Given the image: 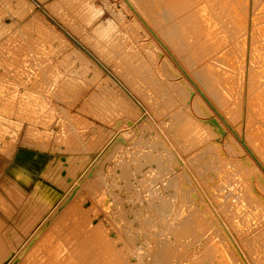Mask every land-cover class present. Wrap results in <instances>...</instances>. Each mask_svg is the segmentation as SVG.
Returning <instances> with one entry per match:
<instances>
[{
	"label": "rangeland",
	"instance_id": "374dc122",
	"mask_svg": "<svg viewBox=\"0 0 264 264\" xmlns=\"http://www.w3.org/2000/svg\"><path fill=\"white\" fill-rule=\"evenodd\" d=\"M67 1L70 0H62V2L61 0H0V84H2L0 85V264H65L66 262L61 259L71 254L70 249L77 254L75 258L70 257L67 264H88L87 261L82 263L79 261L78 255H83L80 250L82 248L67 244L69 239L65 241L66 236L75 240L82 239L65 231L69 218L63 220L65 219L63 216H66L68 209L74 207H76L74 209L76 224L81 223L78 220L82 218L87 219L88 229L95 227L101 232L106 231L110 238H114L117 248L124 244V241L129 242V245L132 244L128 259L133 263L139 260L144 261L141 264H151L153 252L165 246V256L162 260L166 264H264V199H262L264 195L262 165L264 163L261 155H256V161L226 128L221 136L202 139L192 135L194 130L190 126L186 135L179 137L182 144H177L170 139L176 148L172 149L169 144L166 145L163 138L153 129L154 123L159 119L150 107L143 90L148 86L147 81H151L153 77V82L161 80L159 71L162 73L161 65L164 57L159 56L163 52L156 38H153L152 32L147 31L144 22L141 23L142 18H138L140 16L132 12L123 0H71V4L73 2L74 5ZM243 2L246 10L249 11L246 12L247 15L254 16L256 13L264 12V0H243ZM67 6H70L71 10ZM73 8H75L74 11H72ZM81 16L85 18L82 19ZM258 18L260 21L263 19L259 15ZM28 23L32 27H29ZM127 26H129L128 29ZM29 32L30 36L27 35ZM15 35L18 36L15 37ZM102 36H108L109 42ZM114 36H118V39ZM245 37L246 33L242 34L241 38L244 42L242 41L238 58L243 63L242 67H246L241 69L244 74L242 77H245L242 79L246 84V81L249 80V83L252 81L247 74L250 66L260 70L261 67L264 68V62H261L258 56L254 57L255 59L252 57L248 43H245L247 40ZM12 39H14L13 42ZM122 40L126 41L121 44ZM8 46L9 48H6ZM108 46H113V48L110 47L113 50ZM246 47L247 50H245ZM146 48L155 49L160 58L158 57L156 65H152L153 71L149 70L147 73L153 75L150 74L144 78L146 74H139L140 65L136 62L144 60ZM114 50L118 56L115 55ZM118 52L121 53H119L120 57L124 55L123 58L120 59ZM28 55L31 57L30 61H28ZM134 56L132 68L129 64ZM37 58H40L41 62ZM23 60L25 63L22 62ZM14 65L17 66L14 68ZM10 67L12 70L15 69V74L8 69ZM121 67L124 68L123 71ZM7 69L11 72L9 73ZM262 71L258 72L256 77L257 87L263 84L260 79ZM157 73L158 76H155ZM239 73L240 71L237 70L236 75ZM141 77L147 80L146 83ZM139 78L143 82H137ZM14 79H18L19 84L14 83ZM197 94L194 91L191 93L190 105L185 100L182 103H171L165 102L160 97H157L156 101L167 117L185 112L191 114L189 116L193 121L200 123L198 121L205 119L203 115L205 113V117L210 121L209 124L213 125L211 124L214 123L212 115L208 113L211 108H208L203 98L196 100ZM61 95L63 98L60 97ZM241 96L236 99L241 102L237 101L236 108L242 105L240 109L238 108V114L237 110L227 107L231 113L224 115L229 122L236 124L237 127L242 126L244 130L246 121L242 116L247 112V104ZM93 97H101V102L97 103L98 108L89 107ZM130 98L133 106L128 100ZM107 103L113 104L112 108L114 107L117 111L109 112L107 108L100 106ZM116 105L121 109L116 108ZM212 114H214L213 111ZM239 115H241L240 118H238ZM261 117L262 115H257L254 121L255 127H263ZM127 118L130 120L127 121ZM118 121L120 123L116 125ZM67 126L70 127L69 131ZM170 127L168 124L165 129L169 130ZM70 132L73 135L69 136ZM23 136L27 137L28 141ZM262 136V133L258 135L259 138ZM65 146L69 148L64 149ZM262 149L264 151V146ZM136 151L138 155L140 154L139 156H136ZM21 152L28 154L27 160L26 157L22 161L18 159ZM137 161L140 162L138 166L135 165ZM147 161H151V166ZM141 162L143 168L136 169L142 166ZM121 163L123 167L126 165L127 169L122 167V170ZM156 165L162 168H160L161 172L157 170ZM136 170L139 173H134ZM122 172H126V175ZM125 179L132 182L127 184ZM129 187L130 190L126 189ZM61 226L64 228L61 231L63 235L57 231ZM178 226L187 227L189 232L177 236L178 231L175 229ZM76 230L82 229L77 227ZM58 247H61L62 252L60 250L55 252ZM57 253L60 254V258L54 257ZM163 261L162 263L165 264Z\"/></svg>",
	"mask_w": 264,
	"mask_h": 264
},
{
	"label": "bare ground",
	"instance_id": "6f19581e",
	"mask_svg": "<svg viewBox=\"0 0 264 264\" xmlns=\"http://www.w3.org/2000/svg\"><path fill=\"white\" fill-rule=\"evenodd\" d=\"M71 1V0H70ZM69 1V2H70ZM86 1V0H85ZM92 1V0H91ZM62 2V0H61ZM68 2V1H67ZM68 2V3H69ZM122 2V1H121ZM123 2L125 3V5L135 14L139 15L140 17L138 18H142V24L144 22V25L146 26V28L148 29L147 31H151L152 32V36L153 38H156V41L158 42L159 48L162 50L163 53H160L159 56L164 57V60L162 61V73L161 71H159L161 77L159 76V78L161 80H158V82H153L152 80L154 79V77L152 78L151 81H147L144 78H147V74L149 72V70H152V65H156V61L158 60V53L155 52V49H149L146 48V52H144V60L140 62V60L137 63H139L140 65V69L139 74L142 75L143 73H145L146 75H144V78L141 77L142 79H144V82L146 83L147 81V88L143 89L145 90V93L147 95V100L149 101V105L150 107L153 109L155 116L157 117V119H159L155 124V127L153 129H155L157 131V133L160 135V137L163 138V142L172 148L175 149L176 145L171 143L170 139H172L175 143L177 144H182L179 137H182L183 135H186L188 129L190 128V126L193 128V133L192 135H194L195 137H199L202 139H209L210 137H215V136H221V133L223 134L224 132V128H226L228 130V132H230V134H232L238 141V143L240 144L241 147H243L245 150H247L250 155L257 161L256 155H261L263 163H264V151L262 149V147L264 146V68L261 67V69L263 70H257L256 67H251L247 70V74L248 76H250V79L252 80L250 83L248 82V78H246L248 81H243L242 74L243 71H241L242 68V61L241 59H239L238 57V53H241V45L244 42L242 40V34L246 33V37L247 40H245V43H248L247 46L249 47L248 49H250V53L252 55V57L256 58L257 56L261 58V62H264V12L262 14L260 13H256L254 16H252V14L247 15L246 12L248 11V9L246 10L245 8V4L243 2V0H123ZM122 2V3H123ZM78 3V2H77ZM88 3V2H87ZM90 3V1H89ZM110 3V2H109ZM71 4V2H70ZM72 4L74 5V3L72 2ZM71 4V5H72ZM65 5V3H64ZM77 5V4H75ZM84 6V4H82ZM81 5V7H82ZM124 5V4H123ZM68 9H70V6ZM88 7V5H87ZM95 7V6H94ZM107 7V6H105ZM264 7V6H263ZM19 8V7H18ZM72 8V7H71ZM77 8V7H76ZM86 8V7H85ZM65 9V8H64ZM75 8H73L72 11H74ZM80 9V8H78ZM88 9V8H87ZM19 10V9H18ZM71 10V9H70ZM83 10V9H81ZM81 10H79L80 12H82ZM128 10V9H127ZM71 11V12H72ZM3 12V11H2ZM1 12V13H2ZM77 12V11H76ZM92 12V11H91ZM249 12V11H248ZM251 12V11H250ZM84 13V11H83ZM88 13V12H87ZM113 13V12H111ZM118 13V12H117ZM63 14V12H62ZM80 14V13H79ZM90 14V13H89ZM88 14V15H89ZM101 14V13H99ZM82 15V14H80ZM136 15V16H137ZM258 15L260 17H262L263 19L260 21L258 18ZM66 16V14H65ZM78 16L79 15H75ZM19 17V16H18ZM82 17V16H81ZM84 17V16H83ZM82 17V19H83ZM115 17V16H114ZM120 17H122L120 15ZM17 18V17H16ZM85 18V17H84ZM117 18V17H116ZM82 19L80 21H82ZM121 20V18H118ZM34 20V19H33ZM92 20V19H91ZM119 21V20H118ZM137 21V20H136ZM31 22V21H30ZM38 22V21H37ZM84 22V21H83ZM40 23V22H39ZM124 23V22H123ZM35 24V23H34ZM37 24V23H36ZM72 24V23H71ZM29 27L30 24L28 23ZM38 25V24H37ZM36 25V26H37ZM111 25V24H110ZM124 25V24H123ZM129 25V24H128ZM140 25V24H139ZM6 26V25H5ZM35 26V25H34ZM42 26V25H41ZM45 26V25H44ZM76 26V25H75ZM74 26V27H75ZM141 26V25H140ZM22 27V26H21ZM25 27V26H24ZM40 28V26H38ZM129 26H127L128 29ZM142 27V26H141ZM10 28V27H9ZM35 28V27H34ZM47 28V27H46ZM119 28V27H118ZM126 27H124L125 29ZM143 28V27H142ZM12 29V28H11ZM20 29V28H19ZM23 29V28H22ZM31 29V28H30ZM120 29V28H119ZM131 29V27L129 28ZM41 30V28H40ZM47 30V29H46ZM105 30V29H103ZM110 30V29H109ZM118 30V29H117ZM121 30V29H120ZM1 31V30H0ZM10 31V30H9ZM33 31V30H32ZM31 31V32H32ZM43 31V29H42ZM79 31V30H78ZM98 31V30H97ZM95 31V32H97ZM115 31V30H114ZM122 31V30H121ZM127 31V30H125ZM132 31V29H131ZM135 31V30H134ZM34 32V31H33ZM37 32V31H35ZM39 32V31H38ZM81 32V30H80ZM113 32V31H112ZM111 32V33H112ZM244 32V33H243ZM25 33V32H24ZM49 34V32H47ZM100 33V32H99ZM103 34V32H101ZM100 33V34H101ZM105 33V32H104ZM110 33V32H109ZM114 33V32H113ZM117 33V32H116ZM116 33L114 35H116ZM120 33V32H119ZM133 33V32H132ZM12 34V33H11ZM10 34V35H11ZM38 34V33H36ZM40 34V33H39ZM44 33H42L43 35ZM96 34V33H95ZM107 34V33H105ZM124 34V33H123ZM126 34V33H125ZM137 34V32H136ZM1 35V34H0ZM23 35V34H22ZM30 36V32L29 34H27ZM47 35V34H46ZM149 35V34H148ZM18 35H15V37ZM28 36V37H29ZM89 36V35H88ZM97 36V35H96ZM120 36V34H119ZM129 36V35H128ZM138 36V35H136ZM11 37V36H10ZM14 37V36H13ZM36 37V36H35ZM48 37V36H47ZM100 37V35L98 36ZM104 37V36H102ZM106 37V36H105ZM104 37V38H105ZM108 37V36H107ZM106 37V38H107ZM111 37H113L111 35ZM115 39H118L116 36H114ZM121 37V36H120ZM134 37V36H133ZM133 37H131L132 39H134ZM150 37V36H149ZM244 37V36H243ZM245 37V38H246ZM40 38V37H39ZM45 38V37H44ZM88 38V37H87ZM151 38V37H150ZM16 39V38H15ZM19 39V38H18ZM29 39V38H28ZM31 39V38H30ZM34 39V38H33ZM38 39V38H37ZM54 39V38H53ZM101 39V38H99ZM113 39V38H112ZM122 39H123V35H122ZM137 39V38H136ZM140 39V38H139ZM14 39H12L13 42ZM39 40V39H38ZM46 40V39H44ZM91 40V39H90ZM96 40V39H93ZM102 40V39H101ZM104 40V39H103ZM108 40V38H107ZM114 40V39H113ZM119 40H121V38H119ZM135 40V39H134ZM138 40V39H137ZM153 40V39H152ZM35 41V39H34ZM40 41V40H39ZM52 41V40H51ZM89 41V40H88ZM115 41V40H114ZM118 41V40H116ZM123 41H121V44H123ZM126 41V40H125ZM124 41V42H125ZM140 41V40H139ZM243 41V42H242ZM3 42V41H2ZM6 41H4V44L7 46V43H5ZM32 42V41H31ZM30 42V44H31ZM97 42V40H96ZM109 42V40L107 41ZM128 42V41H127ZM130 42V41H129ZM133 42V41H132ZM131 42V43H132ZM148 42V41H147ZM40 43V42H39ZM47 43H49L47 41ZM60 43V42H59ZM104 43V42H103ZM116 44V42H114ZM134 43V42H133ZM143 43V42H142ZM1 44V43H0ZM3 44V45H4ZM17 44V42H16ZM34 44V43H33ZM37 44V43H36ZM35 44V45H36ZM96 44V43H95ZM127 44V43H126ZM155 44V42L153 43ZM4 45V46H5ZM22 45V44H21ZM32 45V44H31ZM46 45V44H45ZM102 45V44H101ZM112 45V44H111ZM120 45V43H119ZM135 46V44H133ZM132 45V48H133ZM246 45V44H245ZM19 46V44L17 45ZM28 46V45H27ZM39 46V44H38ZM41 46V45H40ZM60 46V44H59ZM95 46V45H94ZM122 46V45H120ZM125 46V45H124ZM131 46V45H129ZM145 46V45H144ZM157 46V45H156ZM239 46V47H238ZM12 47V46H11ZM14 47V46H13ZM21 47V46H20ZM30 47V46H29ZM35 47V46H34ZM50 47V46H49ZM54 47V46H53ZM98 47V46H96ZM113 48V46H108V48ZM142 47V45H141ZM6 48H9L6 47ZM16 48V47H15ZM37 49H40L39 47H36ZM48 48V47H47ZM105 48V47H103ZM110 48V49H111ZM116 48V47H115ZM126 48V47H125ZM11 49V48H10ZM9 49V50H10ZM26 48H24L25 50ZM30 49V48H29ZM33 49V48H32ZM35 49V48H34ZM33 49V50H34ZM42 49V48H41ZM107 49V48H106ZM119 49V46H118ZM127 49V48H126ZM129 49V48H128ZM136 49V48H134ZM144 49V47H143ZM159 49V51H160ZM2 50V49H1ZM8 50V49H5ZM3 50V51H5ZM19 50V49H18ZM23 50V49H20ZM100 50V49H98ZM97 50V51H98ZM113 50V49H111ZM117 50V49H116ZM115 51V55H117V52ZM122 50L125 51V49L122 48ZM122 50H120L122 52ZM137 50V49H136ZM142 50V49H141ZM245 50H247V47L245 48ZM27 51H31V50H27ZM26 51V53H27ZM36 51V49H35ZM42 51V50H41ZM102 51V50H101ZM109 51V50H108ZM113 51V52H114ZM118 51V50H117ZM130 51V49L128 50ZM139 51V50H137ZM243 51V50H242ZM19 52V51H18ZM22 52V51H21ZM104 52V51H103ZM4 53V52H3ZM2 53V54H3ZM6 53V51H5ZM38 53V52H36ZM41 53V52H39ZM44 53V52H42ZM106 53V52H105ZM120 52H118L119 54ZM131 52H129L130 54ZM249 53V50H248ZM1 54V52H0ZM17 54V53H16ZM28 54V53H27ZM26 54V55H27ZM103 54V53H102ZM111 54V53H110ZM121 54V53H120ZM119 54V57H120ZM128 54V53H127ZM20 55V54H19ZM18 55V56H19ZM36 56V54H34ZM39 55V54H38ZM104 55V54H103ZM133 55V54H132ZM138 55V54H136ZM2 56V55H1ZM11 56H13L11 54ZM33 56V55H32ZM41 56H43L41 54ZM118 56V55H117ZM123 54L122 57L123 58ZM127 56V55H126ZM125 56V58H126ZM14 57V56H13ZM25 57V56H24ZM29 59L28 61H30V56L28 55ZM34 57V56H33ZM39 57V56H37ZM83 57V56H82ZM138 57V56H137ZM142 57V56H140ZM245 57V56H244ZM251 57V56H250ZM10 58V57H9ZM19 58V57H18ZM63 58V57H62ZM107 58H111V57H107ZM160 58V57H159ZM241 58V56H240ZM254 58V59H255ZM1 59V58H0ZM8 59V57H7ZM21 59V58H20ZM25 59V58H24ZM39 61L41 62L40 58ZM44 60V58H42ZM105 59V58H104ZM112 59V58H111ZM134 58L130 59V64L129 67L131 66V64L133 63ZM139 59V58H138ZM162 59V58H161ZM4 60V58H3ZM15 60V58H14ZM26 60V59H25ZM42 60V61H43ZM68 60V58H67ZM66 60V62H67ZM76 60V59H75ZM109 60V59H108ZM116 60V59H115ZM123 60V59H122ZM121 60V61H122ZM128 60V59H127ZM245 60V59H244ZM243 60V61H244ZM259 60V59H258ZM17 61V60H16ZM15 61V62H16ZM21 61V60H20ZM19 61V62H20ZM7 62V61H6ZM14 62V63H15ZM17 62V63H19ZM22 62L25 63V61L23 60ZM33 62V61H31ZM71 62V61H69ZM117 62V60L115 61ZM125 62V60H124ZM123 62V63H124ZM165 62V63H164ZM1 63V62H0ZM34 63V62H33ZM31 63V64H33ZM118 63L121 64L118 60ZM126 63V62H125ZM255 63V62H254ZM258 63V62H257ZM10 64V63H9ZM28 64V63H27ZM37 63H35L36 65ZM68 64V63H67ZM110 64V63H109ZM261 64V63H260ZM20 65V64H19ZM30 65V64H29ZM65 65V64H64ZM126 65V64H125ZM134 65V64H133ZM245 65V64H244ZM243 65V66H244ZM252 65V64H251ZM254 65V64H253ZM258 65V64H257ZM10 66V65H9ZM17 66V65H16ZM14 65V68L16 67ZM25 66V64H24ZM37 66V65H36ZM39 66V65H38ZM120 66V65H119ZM118 66V67H119ZM122 66V65H121ZM136 66V65H135ZM22 67V66H21ZM31 69L32 65H30ZM29 67V68H30ZM42 67V66H41ZM67 67V66H66ZM123 67V66H122ZM121 67V69H122ZM132 67V66H131ZM137 67V66H136ZM249 67V66H248ZM247 67V68H248ZM12 67L8 68L11 69ZM13 68V69H14ZM35 68V66H34ZM37 68V67H36ZM76 68V67H74ZM126 68V67H125ZM133 68V67H132ZM138 68V67H137ZM159 68V66H158ZM246 68V67H245ZM244 68V69H245ZM2 69V68H1ZM7 69V70H8ZM17 69V68H16ZM19 69V68H18ZM23 69V67L21 68ZM41 69V68H40ZM53 69V68H52ZM119 69V70H121ZM124 69V68H123ZM122 69V71H123ZM154 69V68H153ZM259 69V67H258ZM6 70V72H7ZM12 70V69H11ZM10 70V72H11ZM25 70V68H24ZM35 70V69H34ZM37 70V69H36ZM86 70V69H85ZM131 70V69H130ZM136 70V71H137ZM160 70V69H159ZM239 70L240 73L238 75H236V71ZM13 72L15 71L12 70ZM23 71V70H22ZM29 71V70H27ZM50 71V70H49ZM54 71V70H53ZM117 71V69H116ZM115 71V72H116ZM128 70L126 69V72ZM132 71V70H131ZM135 71V70H134ZM133 71V72H134ZM146 71V72H145ZM153 71V70H152ZM155 71H156V67H155ZM246 71V70H245ZM262 71V76L260 79H262L263 84H259L257 87V74L258 72ZM9 72V70H8ZM7 72V73H8ZM9 72V73H10ZM18 72V71H17ZM21 72V71H20ZM32 73V71H30ZM42 72V71H41ZM129 72V71H128ZM127 72V73H128ZM16 72H14L15 74ZM28 73V72H27ZM43 73V72H42ZM48 73V72H47ZM121 73V72H120ZM130 73V72H129ZM128 73V74H129ZM154 73V72H153ZM6 74V73H5ZM13 74V73H12ZM11 74V75H12ZM21 74V73H20ZM23 74V73H22ZM27 76L26 73H24ZM138 74V75H139ZM156 74V73H155ZM30 75V73H29ZM46 75V74H45ZM53 75V74H51ZM120 75V74H119ZM126 75V74H125ZM130 75V74H129ZM128 75V76H129ZM133 75V74H131ZM137 75V76H138ZM153 75V74H151ZM244 75V74H243ZM246 75V74H245ZM5 76V75H4ZM16 76V75H15ZM44 76V74H43ZM83 76V75H82ZM92 76V75H91ZM123 76V75H121ZM158 76V73L157 75ZM2 77V76H1ZM11 77V76H10ZM13 77V76H12ZM18 77V76H17ZM48 77V76H47ZM54 77V76H53ZM120 77V76H119ZM126 77V76H125ZM131 77V76H130ZM14 78V77H13ZM12 78V79H13ZM30 78V77H29ZM45 78V77H44ZM43 78V79H44ZM50 78V77H48ZM132 78V77H131ZM136 78V77H134ZM133 78V79H134ZM139 78V80H137V82L142 81V79ZM156 78V77H155ZM166 78V79H165ZM243 78V79H242ZM21 79V78H19ZM26 79V78H25ZM28 79V78H27ZM42 79V76H41ZM40 79V80H41ZM124 79V78H123ZM5 80V79H4ZM15 80V79H14ZM18 80V79H17ZM17 80L14 81L17 82ZM29 80V79H28ZM27 80V81H28ZM36 80V79H35ZM50 80V79H49ZM132 80V79H131ZM10 81V80H9ZM45 81V80H44ZM59 81V80H58ZM126 81V80H125ZM13 82V80H12ZM20 82V81H19ZM25 82V80L23 81ZM42 82V81H41ZM39 82V83H41ZM49 83V81H47ZM93 82V81H92ZM132 83L135 81H131ZM143 82V81H142ZM18 83V82H17ZM22 83V82H21ZM45 83V82H44ZM44 83H42L44 85ZM141 83V82H140ZM156 83H158V87L156 86ZM248 83V84H247ZM19 84V83H18ZM24 84V83H23ZM32 84V81H31ZM30 84V86H31ZM47 84V83H46ZM131 84V83H130ZM2 85V84H0ZM36 85V84H35ZM34 85V86H35ZM48 85V84H47ZM46 85V87H47ZM134 85V84H133ZM141 85V84H140ZM138 85V86H140ZM143 85V84H142ZM251 85V87H250ZM5 86V85H4ZM10 86V85H9ZM12 86V85H11ZM29 86V85H28ZM38 86V85H37ZM42 86V85H41ZM61 86V85H60ZM69 86V85H68ZM129 86V85H128ZM156 86V88L154 89V87ZM45 87V86H43ZM55 87V86H54ZM142 87V86H141ZM144 87V86H143ZM260 87V89H259ZM3 88V87H2ZM10 88V87H9ZM28 88V87H27ZM253 88V89H252ZM4 89V88H3ZM7 89V88H6ZM14 88L12 87V90ZM58 89V88H57ZM36 90V88H35ZM38 90V89H37ZM65 90V89H64ZM121 90V89H120ZM136 90V89H135ZM142 90V89H140ZM40 91V90H39ZM47 91V90H45ZM133 91V90H132ZM139 91V90H138ZM197 92V96H196V100L198 98H203L207 105L209 106L208 108H211V111H209L208 113H211L212 115V119L214 120V123H211L213 125L209 124V120L207 119V117H205V113L204 118L205 119H201L202 121H198L200 123H196L195 121H193L191 119V114L189 113H175L172 114L171 116L168 115L165 116L163 113V109L160 106V104L156 101L157 97L163 98V100L165 102H171V103H179V102H184V100L186 101V103L190 105V100H191V93L192 92ZM26 92V91H25ZM58 92V91H57ZM115 92V91H114ZM143 91H141L142 93ZM12 93V92H11ZM48 93V92H47ZM53 93V92H52ZM66 93V92H65ZM70 93V92H69ZM101 93V92H100ZM111 93V91L109 92ZM8 94V93H7ZM16 94V93H15ZM29 94V93H28ZM44 94V93H43ZM74 94V93H73ZM95 94V93H94ZM117 94V93H116ZM123 94V93H122ZM138 94V92H137ZM136 94V95H137ZM140 94V93H139ZM3 95V94H2ZM27 95V93H26ZM31 95V94H30ZM57 95V94H56ZM60 95V94H59ZM64 95V94H63ZM61 95L60 97L63 98ZM70 95V94H69ZM93 95V94H92ZM91 95V96H92ZM113 95V94H112ZM143 95V94H142ZM141 95V96H142ZM145 95V96H146ZM243 96L244 97V102L247 104V112L242 116L243 120L246 121V128L245 126L243 127L244 130L242 129V126L237 127L236 124H233L231 122H229L228 118L224 115H228L231 113V111H229L227 109V107L229 108H233L235 110H237V114H238V108L240 109V107L242 105H240V107L236 108L237 105V101L240 102L239 100L236 101L238 96ZM1 96V95H0ZM24 96V95H23ZM28 96V95H27ZM48 96V95H47ZM115 96V95H114ZM125 96V95H124ZM139 96V95H138ZM241 96V97H242ZM4 97H6L4 95ZM29 97V96H28ZM37 97V96H36ZM99 97V96H98ZM96 97V98H98ZM104 97V96H102ZM106 97V96H105ZM126 97V96H125ZM144 97V95H143ZM186 97H188L186 100ZM242 97V98H243ZM8 98V97H7ZM19 98V97H18ZM25 98V97H24ZM59 98V97H58ZM91 98V97H90ZM96 98H92L91 100V104L89 105V107H97V103H100L101 100L100 98L96 99ZM112 98V97H110ZM122 98V97H121ZM127 98V97H126ZM2 99V98H1ZM4 99V98H3ZM2 99V100H3ZM9 99V98H8ZM14 99V98H12ZM39 99V98H38ZM123 99V98H122ZM50 100V98H49ZM67 100V99H66ZM131 106H133V101L130 99H128ZM6 101V100H5ZM110 101V100H109ZM122 101V100H121ZM242 101V99H241ZM1 102V101H0ZM14 103V101H12ZM21 102V101H20ZM35 102V101H34ZM112 102V101H111ZM243 102V101H242ZM4 103V101H3ZM117 103V102H116ZM241 103V102H240ZM1 104V103H0ZM31 104H33L31 102ZM30 104V106H31ZM70 104V103H69ZM123 104H125L123 102ZM239 104V103H238ZM243 104V103H242ZM13 105V104H12ZM15 105V104H14ZM20 105V104H19ZM71 105V104H70ZM113 104L111 103H107L104 106L100 105L101 107H105L107 108V110L109 112H111V110L113 111H117L116 109H114V107L112 108ZM126 105V104H125ZM186 105V104H185ZM6 106V105H5ZM4 106V107H5ZM58 106V105H57ZM127 106V105H126ZM135 106V105H134ZM2 107V106H1ZM12 107V106H10ZM20 107V106H17ZM32 107V106H31ZM84 107V106H83ZM88 107V108H89ZM116 108H120L119 106H115ZM9 108V106H8ZM21 108V107H20ZM23 108V107H22ZM26 108V107H24ZM59 108V107H58ZM98 108V107H97ZM7 109V108H6ZM31 109V108H30ZM35 109V108H34ZM121 109V108H120ZM130 109V108H129ZM243 109V108H242ZM13 110V109H12ZM17 110V109H16ZM26 110V109H25ZM36 110V109H35ZM40 110V109H39ZM47 110V109H46ZM57 110V109H56ZM83 110V109H82ZM92 110V109H91ZM101 110V109H100ZM223 110V111H222ZM33 110H31L32 112ZM59 112L61 110H58ZM81 111V110H80ZM103 111V110H102ZM131 111V110H130ZM212 111L214 114H212ZM243 111V110H242ZM241 111V112H242ZM12 112V111H11ZM55 112V111H54ZM106 112V111H105ZM125 112L128 113V111L125 110ZM240 112V113H241ZM17 113H19L17 111ZM103 113V112H102ZM117 113V112H116ZM9 114V113H7ZM37 114V113H36ZM49 114V113H48ZM63 114V113H62ZM67 114V113H65ZM101 114V113H100ZM104 114V113H103ZM109 114V113H108ZM126 114V113H125ZM262 115L261 117V122L263 124V127H255L254 126V121L257 117V115ZM31 115V114H30ZM40 115V114H39ZM61 115V113H60ZM111 115V114H110ZM121 115V114H120ZM190 115V116H189ZM25 117V115H23ZM126 116V115H125ZM241 115L238 116V118H240ZM63 117V115L61 116ZM104 117V116H103ZM130 117V115H129ZM128 117V118H129ZM241 117V118H242ZM70 118V117H69ZM80 118V117H79ZM127 118V121L130 120ZM17 119V118H16ZM29 119V118H28ZM123 119V118H122ZM120 119V120H122ZM126 119V118H125ZM211 119V120H212ZM33 120V119H32ZM36 120V119H35ZM68 120V119H67ZM108 120V119H107ZM111 120V119H110ZM113 120V119H112ZM119 120V121H120ZM197 120V119H196ZM43 121V120H42ZM60 121V120H59ZM57 121V122H59ZM116 122V125H118L120 122ZM126 121V120H124ZM39 122V121H38ZM45 122V121H43ZM106 122V121H105ZM104 122V123H105ZM132 122V121H131ZM169 122V123H168ZM64 123V122H63ZM77 123V122H76ZM125 123H130V122H125ZM46 124V123H45ZM59 124V123H58ZM68 123L66 122V125ZM115 124V122H114ZM170 125V129H165L166 125ZM9 125V124H8ZM112 125V124H110ZM115 125V126H116ZM204 125V126H203ZM206 125V126H205ZM46 126V125H45ZM49 126V124H48ZM61 126V124H60ZM59 126V127H60ZM70 126V125H69ZM67 126L70 130V127ZM114 127V125H112ZM120 126V125H119ZM123 126V125H122ZM126 126V125H125ZM130 126V125H129ZM213 126V127H212ZM131 127V126H130ZM61 128V127H60ZM65 128V127H63ZM76 128V127H75ZM99 128V127H98ZM116 128V127H115ZM123 128V127H121ZM3 129V128H2ZM34 129V128H33ZM72 129V128H71ZM118 129V128H117ZM128 129V128H126ZM150 129V128H149ZM225 129V130H226ZM66 130V129H65ZM64 130V131H65ZM73 130V131H72ZM71 131L74 132V129H72ZM98 130V129H97ZM114 130V129H113ZM130 130V129H129ZM243 130V131H242ZM1 131V130H0ZM25 131V130H24ZM87 131V130H85ZM70 132V134L73 135V133ZM82 132V131H81ZM99 132V131H98ZM96 132V133H98ZM150 132H152V130H150ZM64 133V132H63ZM67 133V132H66ZM126 133V132H124ZM263 134L262 137H258V135ZM24 134H26L24 132ZM78 134V133H77ZM100 134V133H99ZM52 135V134H51ZM58 135V134H56ZM71 135V136H72ZM93 135V133L91 134V136ZM158 135V136H159ZM225 135V134H224ZM37 136V135H36ZM47 136V135H46ZM81 136V135H80ZM25 136H23L24 138ZM44 137V136H42ZM60 137V136H59ZM67 137V136H66ZM74 137V136H73ZM90 137V136H89ZM88 137V138H89ZM130 137V136H129ZM226 137V136H225ZM26 140L28 139L27 137H25ZM30 138V137H29ZM54 138V137H53ZM77 138V137H76ZM132 138V137H131ZM216 138V137H215ZM223 138V137H222ZM228 139V137H226ZM49 139V137H48ZM83 139V138H82ZM97 139V138H96ZM55 140H56V136H55ZM54 140V141H55ZM65 140V139H64ZM78 141V139H76ZM98 140V139H97ZM130 140V138H129ZM13 141V140H12ZM28 141V140H27ZM34 141V140H33ZM44 141V140H43ZM48 141V140H47ZM63 141V139H62ZM68 141L70 142V138H68ZM207 141V140H206ZM31 142V141H30ZM37 142V141H35ZM67 142V141H66ZM80 142V141H79ZM94 142V141H93ZM141 142V141H140ZM139 142V143H140ZM56 143V141H55ZM75 143V142H74ZM82 143V142H81ZM137 143V144H139ZM143 143V142H141ZM236 143V142H235ZM237 144V143H236ZM53 145V144H52ZM58 145V144H57ZM68 145V144H67ZM81 145V144H80ZM79 145V146H80ZM136 145V144H135ZM73 146V145H71ZM70 146V147H71ZM84 146V145H83ZM88 146V145H87ZM130 146V144H129ZM133 146V144L131 145ZM144 146V145H143ZM8 147V146H7ZM65 146L64 149H66ZM76 147V145H75ZM82 147V146H81ZM69 148V147H68ZM79 148V147H76ZM133 148V147H132ZM140 148V147H139ZM149 148V146H148ZM83 149H85L83 147ZM151 149V147H150ZM149 149V150H150ZM8 150V149H7ZM27 150V149H26ZM61 150V149H60ZM134 150V149H133ZM148 150V149H147ZM153 150V148L151 149ZM31 151V150H30ZM33 151V150H32ZM64 151V150H63ZM66 151V150H65ZM6 152V151H5ZM34 152V151H33ZM137 152V151H136ZM140 152H142L140 150ZM152 152V151H151ZM7 153V152H6ZM133 153V152H131ZM135 153V151H134ZM21 155H19V160L22 161L25 157L27 160V155L25 152H21ZM40 154V153H38ZM154 154V153H153ZM129 155V154H128ZM140 155V154H139ZM138 152L136 156H139ZM129 156H133L129 155ZM143 156V155H142ZM147 156V155H146ZM156 156V155H155ZM15 157V156H14ZM29 157V156H28ZM122 157V156H121ZM120 157V158H121ZM151 157V155H150ZM131 158V157H130ZM129 158V159H130ZM134 159V157H132ZM131 158V159H132ZM139 158V157H138ZM124 161H126L124 158H122ZM132 159V160H133ZM142 158H140L141 160ZM150 159V158H148ZM121 160V159H119ZM117 160V161H119ZM122 160V161H123ZM138 160V159H137ZM147 160V158H146ZM152 160V158H151ZM123 161V162H124ZM131 161V160H130ZM155 161V160H154ZM153 161V163H154ZM122 162V163H123ZM150 162V166H151V161H147ZM161 162V161H160ZM121 163V169L123 167V164ZM128 163V162H127ZM133 163V162H132ZM136 163V161H135ZM140 163V162H139ZM138 161L137 164H135L136 166H138ZM142 163V162H141ZM157 163V161H156ZM119 164V163H118ZM125 164V163H124ZM129 164V163H128ZM162 164V163H161ZM147 165V164H146ZM126 166V165H125ZM124 166V167H125ZM128 166V165H127ZM141 166V165H139ZM154 166V165H153ZM157 166V165H156ZM155 166V167H156ZM160 166V164H159ZM120 167V165H119ZM123 167V168H124ZM158 167V166H157ZM127 169V167H125ZM134 168V166H133ZM142 169L143 168V163L141 167H136ZM159 168V167H158ZM157 170H159V172H161L162 170H160V168ZM130 169V168H129ZM135 169V168H134ZM162 169V168H161ZM262 169L264 172V164L262 165ZM123 170V169H122ZM125 171V170H124ZM139 171V169H138ZM127 172V171H126ZM125 172V173H126ZM141 172V170H140ZM124 173V172H122ZM123 175H126V174ZM131 173V172H128ZM134 173H139L134 171ZM19 175V174H18ZM128 176V174H127ZM133 176V174H132ZM130 177V175H129ZM124 178V177H123ZM134 178V176H133ZM129 179V178H128ZM98 180V179H97ZM135 180V179H134ZM16 181V180H14ZM125 181L127 182V184H129L132 181H128L127 179H125ZM129 182V183H128ZM126 185V184H125ZM127 186V185H126ZM131 186V185H129ZM128 187V186H127ZM130 190L129 188H126ZM15 198H17L15 196ZM262 199H264V195H262ZM69 206V205H68ZM74 206V205H73ZM72 208V207H70ZM76 207H74L73 209H68V213L66 214V216L64 215L63 220L68 219L67 222V228L65 229V231L68 233L67 234H71L72 236H76V237H82V239L79 240H75L72 237L66 236V240L67 241L69 239V241L67 242V244L69 243V245H77L80 246L81 252H82V256L78 255L79 261H87L88 264H141L144 261H139L136 260V263H133L132 261H130L129 258V252L130 251V246L129 242L124 241L125 243L122 244L119 248H117V246L115 245V240L114 238H110V235L106 232V231H99V229L95 228H89L88 229V225H86V220L85 219H80L78 221H81V223L76 224L75 220H74V216H75V209ZM89 208V207H88ZM71 210V212H70ZM84 210V209H83ZM87 211V210H86ZM139 211V210H138ZM97 212V211H96ZM143 211H141L142 213ZM82 213V211H81ZM83 214V213H82ZM80 215V214H79ZM140 215V214H139ZM96 216V215H95ZM144 217V215H141ZM122 217V216H121ZM50 218V217H49ZM138 218V217H137ZM136 218V219H137ZM140 218V217H139ZM91 219V218H90ZM89 219V220H90ZM144 219V218H143ZM141 220V219H140ZM77 221V220H76ZM144 221V220H143ZM142 221V224H143ZM145 222V221H144ZM91 223V220H90ZM140 223V222H139ZM140 224V225H142ZM103 225V223H102ZM136 225V224H135ZM139 225V226H140ZM144 225V224H143ZM146 225V224H145ZM96 226V225H95ZM147 226V225H146ZM79 227L82 230H76V228ZM101 227V225H100ZM103 228V226L101 227ZM131 228V227H130ZM63 226H61L57 231L61 232L63 230ZM72 229V230H70ZM84 229V230H83ZM140 229V228H139ZM142 229V227H141ZM140 229V230H141ZM144 229L145 226H144ZM104 230V229H103ZM176 231H178V234L176 233L177 236H179L181 233H188L189 230L187 227H183L181 228L180 226H178L176 229ZM146 231V230H145ZM144 231V232H145ZM131 233V231H130ZM62 234V232H61ZM63 235V234H62ZM128 235V234H127ZM133 237V236H132ZM131 237V238H132ZM175 237V236H174ZM128 238V237H127ZM118 239V238H117ZM130 239V238H129ZM131 240V239H130ZM133 240V238H132ZM131 240V241H132ZM178 240V239H177ZM263 241V240H262ZM47 243V242H46ZM29 244V243H28ZM263 245V244H262ZM66 246V244H65ZM82 246V247H81ZM156 246V245H155ZM76 247V246H75ZM159 247V246H158ZM168 247V246H167ZM153 249V247H151ZM165 248V246H164ZM164 248L158 249L156 251L153 252V261L151 264H161L162 263V257L165 256L164 254ZM58 250L61 251V247H58L55 249V252H59ZM153 251V250H152ZM228 251V250H227ZM71 254L69 253L68 256L62 257L61 260L65 261L67 264V262L69 261V258H75V254H77V252H74L72 249H70ZM168 253V252H167ZM173 253V252H172ZM60 254L57 253V256H54L55 258H60L59 256ZM170 255V254H169ZM50 256V253L48 254V257ZM132 256V255H131ZM133 256H135V254H133ZM149 256V255H148ZM151 256V255H150ZM168 258V257H167ZM166 258V259H167ZM152 259V258H151ZM164 259V258H163ZM165 259V261H166ZM173 259V258H172ZM142 260V259H140ZM150 260V259H149ZM162 260V261H161ZM168 260V259H167ZM18 261V260H17ZM14 262V261H13ZM147 262V261H146ZM145 262V263H146ZM164 262V261H163ZM165 263V262H164ZM149 264V263H148ZM163 264V263H162ZM166 264V263H165ZM177 264V263H175Z\"/></svg>",
	"mask_w": 264,
	"mask_h": 264
}]
</instances>
